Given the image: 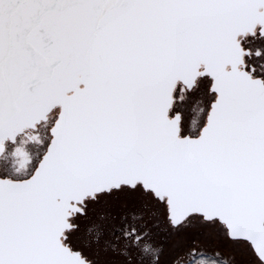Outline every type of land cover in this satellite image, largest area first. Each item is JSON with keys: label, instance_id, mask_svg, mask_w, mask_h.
Masks as SVG:
<instances>
[{"label": "snow or ice", "instance_id": "6c2138e0", "mask_svg": "<svg viewBox=\"0 0 264 264\" xmlns=\"http://www.w3.org/2000/svg\"><path fill=\"white\" fill-rule=\"evenodd\" d=\"M0 264H264V0H0Z\"/></svg>", "mask_w": 264, "mask_h": 264}]
</instances>
